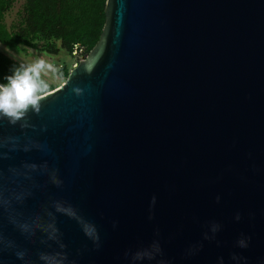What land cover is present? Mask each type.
<instances>
[{
    "label": "water",
    "instance_id": "water-1",
    "mask_svg": "<svg viewBox=\"0 0 264 264\" xmlns=\"http://www.w3.org/2000/svg\"><path fill=\"white\" fill-rule=\"evenodd\" d=\"M103 17L93 47L40 115L30 113L35 130L7 121L0 129L51 148L12 153L5 170L47 159L65 181L28 207L51 195L95 223L98 251L75 221L58 216L78 264H127L125 250L155 238L171 264H217L221 256L235 264L232 252L264 264V0H104ZM211 222L222 225L219 246L203 240ZM2 227L26 243L6 219ZM241 233L251 237L247 249L234 247ZM197 242L203 249L187 257ZM85 243L89 251L76 257ZM0 264L21 262L4 252Z\"/></svg>",
    "mask_w": 264,
    "mask_h": 264
},
{
    "label": "clouds",
    "instance_id": "clouds-1",
    "mask_svg": "<svg viewBox=\"0 0 264 264\" xmlns=\"http://www.w3.org/2000/svg\"><path fill=\"white\" fill-rule=\"evenodd\" d=\"M85 71L91 73L92 67H86ZM55 72L53 64L41 58L31 64H21L13 70V74L5 77L7 83H0V129H3L4 122L9 126H19L24 132L27 129L35 130L31 123V114L40 115L43 101L51 95L49 83L42 78V73ZM62 79V74H58ZM71 91L76 96L83 95V89L74 86ZM40 132L47 131V125H42ZM29 153L37 151L44 155L51 154L50 146L28 136L4 135L0 131V258L4 252H10L21 264H78L64 241V233L58 226V216H65L77 223L81 232L92 244V250H99L102 247V240L97 226L86 219L68 200L55 198L51 195L43 201L29 208L28 201L35 200L37 193L44 192L49 185L57 189H63L64 179L60 176V170L47 159L37 163L23 160L19 165H9L5 170L3 161L11 160L12 153ZM217 203L220 197H216ZM156 197L153 196L151 205L154 207ZM149 220L154 219L149 215ZM11 225L20 234L24 244L19 243L5 235L2 227L3 221ZM234 219L241 220V214L236 213ZM113 221V228L117 227ZM222 225L211 222L203 233V240L215 241L219 246L220 241L216 239L217 233L221 231ZM159 229L155 236L159 237ZM251 241L250 236L243 233L235 241L234 247L247 249ZM35 246V251L28 246ZM204 247L203 242L189 245L185 250L187 257L197 255ZM89 251L88 244H83L76 250V257L82 256ZM164 250L160 239L155 238L149 244L135 248H129L123 253L127 264H171L164 258ZM231 261L235 264H247V258L232 252ZM217 264H225L224 257H218Z\"/></svg>",
    "mask_w": 264,
    "mask_h": 264
},
{
    "label": "trees",
    "instance_id": "trees-1",
    "mask_svg": "<svg viewBox=\"0 0 264 264\" xmlns=\"http://www.w3.org/2000/svg\"><path fill=\"white\" fill-rule=\"evenodd\" d=\"M19 1L15 19L6 26L4 14ZM103 4L104 0H0V45L8 49L21 46L51 56L58 50L70 54L75 45L83 58L98 39ZM18 67L0 52V83H7L5 77ZM56 73L62 74V79L67 75L63 67Z\"/></svg>",
    "mask_w": 264,
    "mask_h": 264
},
{
    "label": "rangeland",
    "instance_id": "rangeland-1",
    "mask_svg": "<svg viewBox=\"0 0 264 264\" xmlns=\"http://www.w3.org/2000/svg\"><path fill=\"white\" fill-rule=\"evenodd\" d=\"M19 5L20 1L13 3L11 8L4 14L3 22L6 26H8L15 19V13L18 10ZM0 52L11 60L17 62L19 65L31 64L41 58L53 64L55 72H49L47 74L42 73V78L46 80L53 88L58 87L64 80L57 78L56 71L59 69V67L65 68V70L68 72L72 66L77 64L79 60L83 59L78 55V53L68 54L63 50H58L56 55L51 56L21 46H18L15 49H8L0 45Z\"/></svg>",
    "mask_w": 264,
    "mask_h": 264
},
{
    "label": "built area",
    "instance_id": "built-area-1",
    "mask_svg": "<svg viewBox=\"0 0 264 264\" xmlns=\"http://www.w3.org/2000/svg\"><path fill=\"white\" fill-rule=\"evenodd\" d=\"M80 53V49H76V46L74 45L73 50L71 51V54Z\"/></svg>",
    "mask_w": 264,
    "mask_h": 264
}]
</instances>
